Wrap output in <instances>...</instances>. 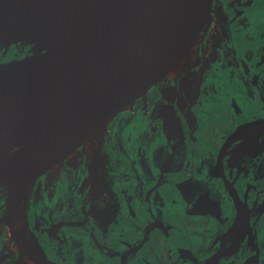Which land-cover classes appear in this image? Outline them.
Wrapping results in <instances>:
<instances>
[{
	"label": "flooded vegetation",
	"instance_id": "obj_1",
	"mask_svg": "<svg viewBox=\"0 0 264 264\" xmlns=\"http://www.w3.org/2000/svg\"><path fill=\"white\" fill-rule=\"evenodd\" d=\"M33 46L10 47L15 52L9 59L25 56ZM150 167L165 174L156 175L153 187L144 183ZM115 168L128 182L122 184L129 190L124 198L141 192L158 225L152 233L140 231L132 263L154 264L160 256L159 264H264V0H214L185 72L39 177L17 210L18 236L33 255L56 264H97L108 252L111 261L101 264H124L128 247L112 246L107 233L121 213L108 176ZM221 168L247 202L250 219L228 193ZM140 177L143 184L136 188ZM7 178L0 174V264H35L8 229ZM163 181L172 185L169 194L159 190ZM61 203L70 205L62 208L64 214L56 212ZM233 224L236 235L229 232ZM226 235L232 237L226 241ZM160 237L166 242L156 253ZM100 244L107 246H100L102 252Z\"/></svg>",
	"mask_w": 264,
	"mask_h": 264
},
{
	"label": "water",
	"instance_id": "obj_2",
	"mask_svg": "<svg viewBox=\"0 0 264 264\" xmlns=\"http://www.w3.org/2000/svg\"><path fill=\"white\" fill-rule=\"evenodd\" d=\"M213 4L214 0H47L32 17L19 22L15 0H0V49L34 44L25 56L0 63V145L19 140L27 145L0 153V174L7 175V181L14 173L23 175L9 195L8 229L35 264L56 263L34 256V249L19 238L20 204L28 201L39 177L186 70ZM127 75L130 81L124 80ZM141 143L145 145L143 139ZM152 168L144 183L153 187L156 175L164 172ZM220 174L236 207L240 205L249 218L248 204L230 174L223 168ZM108 176L115 182L119 171H108ZM169 182L163 181L159 190L165 191ZM142 184L141 177L135 181L136 188ZM114 190L126 192L123 185ZM117 197L121 213L108 228L118 219L134 220V225L126 242L110 244L128 247L124 264H132L130 255L140 231L148 233L150 228L152 233L158 225L137 191L130 201ZM137 197L143 198L138 210L133 205ZM172 217L170 223L178 227ZM22 222L31 229L27 219Z\"/></svg>",
	"mask_w": 264,
	"mask_h": 264
},
{
	"label": "rangeland",
	"instance_id": "obj_3",
	"mask_svg": "<svg viewBox=\"0 0 264 264\" xmlns=\"http://www.w3.org/2000/svg\"><path fill=\"white\" fill-rule=\"evenodd\" d=\"M13 52H15V50H13V49H10V48H8V49H0V63L1 62H3V59H9V58H11V55L13 54ZM5 61H7V60H5ZM191 64V63H190ZM190 64H188V66L190 65ZM187 69V68H186ZM185 72V71H184ZM214 113H215V111H214V109H211V111H210V114L211 115H214ZM140 116L138 117V120H137V122L140 120ZM136 122V123H137ZM131 125H133V123L131 124ZM136 127H138V124H135V129H136ZM133 132H135L136 130H132ZM101 133H102V131H100L99 133H98V135H101ZM13 139H15V138H13ZM23 141L21 140V145H19L18 144V141H14V142H9V143H7V144H3V145H6V146H8V145H11V147H13V149L12 150H14V149H18V150H24L26 147H27V145H25L24 143H22ZM112 151V150H111ZM128 182H126V181H124V180H122V179H120L119 178V176H117V177H115V183H114V188H120V187H122V184H127ZM172 188V185L171 184H169L167 187H166V189H165V191H166V193L167 194H169L170 193V189ZM118 193V195L120 196V197H122L123 198V191H118L117 192ZM65 194V192L63 191L62 192V196ZM139 194L141 195V192H139ZM125 199V198H124ZM143 200V198L142 197H137L136 199H135V201H134V203H133V205L135 206V209L136 210H138L139 208H140V206H141V201ZM58 201V200H57ZM76 201H78V197H77V195H75V198L72 200V202L74 203V202H76ZM71 202V203H72ZM70 203V204H71ZM70 207V205L69 204H65L64 205V203H61V206H59V207H57V209H56V212L58 213V212H62L63 214L64 213H66V211H63L62 210V208H69ZM130 213L131 214H133L134 213V210H132L131 208H130ZM173 212H169L168 211V215L170 216V217H172L170 214H172ZM172 218H174V220L176 221V223L178 224L179 223V221H178V218H175V217H172ZM133 226L134 225V220H132V221H128V220H125V219H118L116 222H114L110 227H109V229H108V235L111 237V240H109L108 242L109 243H115L116 241H120V242H126V240L128 239V229L129 228H131V226ZM88 228V227H87ZM96 232L97 233H100L99 231H97L96 230ZM90 235H92V233H90ZM101 236V235H100ZM226 238V241L229 239V238H231L232 237V235H226L225 236ZM164 242H166V239L165 240H163V238H159V241L157 242V244L155 245V252L156 253H158L159 252V250L161 249H163L162 248V244H164ZM99 247V250L101 251V249H100V245L98 246ZM102 252V251H101ZM145 253H150V251L149 250H147ZM105 255H106V257H105ZM105 255H103L100 259H99V261L98 262H96L97 264H101L102 262H109V261H111V257H109V253L107 252V253H105ZM141 256H142V252H141ZM154 260H153V262H154V264H159V259H160V256H158L156 259L155 258H153ZM91 264H93V263H91ZM133 264V263H132ZM136 264H140V262H136Z\"/></svg>",
	"mask_w": 264,
	"mask_h": 264
},
{
	"label": "bare ground",
	"instance_id": "obj_4",
	"mask_svg": "<svg viewBox=\"0 0 264 264\" xmlns=\"http://www.w3.org/2000/svg\"><path fill=\"white\" fill-rule=\"evenodd\" d=\"M46 1L47 0H15V6L17 8L18 21L22 22V21H25V20L29 19L30 17H32L44 5V3ZM125 78L126 79H124V80H126V81L131 80V76H129V75H127ZM7 152L11 153L12 151H9L8 149H5L4 147L0 146V153H7ZM22 179H23L22 173L18 172V173L12 174V176H10V178L8 180L9 190L12 189V187H15L17 181H20ZM240 220H242V219H240ZM236 229H237V225L233 224L232 227L230 228L229 232L232 235H236ZM25 236H26L27 240L30 242L29 235L27 233H25Z\"/></svg>",
	"mask_w": 264,
	"mask_h": 264
},
{
	"label": "trees",
	"instance_id": "obj_5",
	"mask_svg": "<svg viewBox=\"0 0 264 264\" xmlns=\"http://www.w3.org/2000/svg\"><path fill=\"white\" fill-rule=\"evenodd\" d=\"M18 144L21 145V141H20V140L18 141ZM4 148H5V149H8L9 151H12V152H13V150H12L13 148L10 147V146H6V145H5ZM17 150H18V149H17Z\"/></svg>",
	"mask_w": 264,
	"mask_h": 264
}]
</instances>
